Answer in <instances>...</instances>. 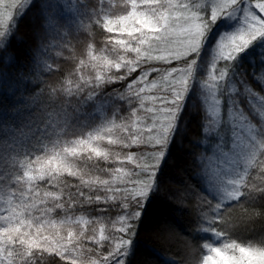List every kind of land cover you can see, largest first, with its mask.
Here are the masks:
<instances>
[{
    "label": "snow or ice",
    "instance_id": "1",
    "mask_svg": "<svg viewBox=\"0 0 264 264\" xmlns=\"http://www.w3.org/2000/svg\"><path fill=\"white\" fill-rule=\"evenodd\" d=\"M205 3L40 0L37 14L34 0H0V52L18 32L22 17L31 18L37 40L35 47L7 50L5 63L0 64V127H7L21 108L36 103L38 93L63 92L87 101L105 86L122 82L109 94L118 97L112 115L98 127L86 135L80 131L68 135L75 139L56 135L43 155L21 152L22 171L10 177L7 198L0 206V264H264V232L252 240L232 239L242 223L258 219L264 224V123L252 120L241 104L243 95L264 99L249 80L251 76L261 82L257 73H264V46L249 52L264 40V0H248L237 27L217 37L211 68L202 78L208 92L205 133L222 131V103L228 99L227 120L242 133H236V139L246 145V167L224 188L223 200L244 197L247 203L259 202L258 210L237 223L223 200L214 202L189 185L195 199L190 208L180 209H191L194 219L190 234L176 237L183 246L182 258L165 261L140 247L141 240L156 246L173 232L165 225L151 236H141L145 207L151 195L164 190L160 165L168 155L200 52L221 18L235 16L243 0H214L210 12L202 10ZM66 14L74 18L66 21ZM53 31L79 34L85 42L105 37L97 41L99 49L87 45L88 60L79 61L81 74L76 81L68 80L67 87L63 81L57 87L42 79L36 65L29 67L33 59L29 52L35 53L37 44ZM233 76L227 87L225 81ZM29 80L40 87L26 91ZM255 107L264 117V105ZM51 127V134H56L57 126ZM66 127L59 126V131ZM48 128L38 131L48 136ZM196 159L194 153L193 174ZM249 168L258 173L255 178ZM197 231L213 232L227 242L215 246L197 241Z\"/></svg>",
    "mask_w": 264,
    "mask_h": 264
},
{
    "label": "trees",
    "instance_id": "2",
    "mask_svg": "<svg viewBox=\"0 0 264 264\" xmlns=\"http://www.w3.org/2000/svg\"><path fill=\"white\" fill-rule=\"evenodd\" d=\"M37 4L36 12L40 13V0H34ZM108 2V0H106ZM112 3L118 0H111ZM74 17L66 14V21ZM35 26L30 17H22L19 30L14 33L8 41L6 50L0 52V64L5 63L7 50L15 51L17 48L30 44L35 47L37 40L33 34ZM24 37L18 40L17 36ZM218 32L210 37L200 52L196 68V76L203 75V68H207L209 60L212 58V52ZM103 35H97L95 41L87 40L85 37L74 33L72 36H65L64 32L53 31L48 38L37 44L35 53L29 52L33 57L29 67L34 68L36 65L37 72L42 79H47L49 83H55L59 87V81L64 82L67 87V81H76L81 74L77 71L80 60H88V44L94 45L99 49L101 44L97 41L104 40ZM68 41H71L69 43ZM256 47V45H254ZM254 50V49H253ZM250 50L249 52L253 51ZM71 57V59H70ZM245 64L250 62L245 59ZM45 65H50L51 69H60L62 72H51ZM7 67L12 68V62H8ZM206 70V69H205ZM89 74V69L83 70L85 77ZM257 76L260 81L249 80L254 86V91L264 95V73L258 72ZM235 80V76L232 77ZM26 91H34L40 87L39 83L29 80L24 85ZM122 87V82H114L105 86L102 92L87 101H81L80 97L58 93L52 96L46 92L43 95L37 94V101L28 107L21 108L18 113L13 115L8 121L7 127H0V206H4V200L7 198L8 186L12 182L10 177L19 174L22 171L20 161L24 159L20 155L22 151L33 152L36 155H43L44 152L52 148L53 142L57 139L56 135H63L62 139H75L74 136H68L73 131H80L84 135L88 131L98 127L107 116L112 115L113 105L118 101V97L109 95L114 88ZM240 94V93H237ZM258 97H249L243 95L241 104L251 115V119L258 124L264 123V117H261L256 110L255 105H262L258 102ZM262 99V98H261ZM264 101V99H262ZM79 102V103H78ZM120 103H123L122 101ZM126 110V105L125 109ZM206 115V101L203 90L199 83L194 80L184 101V109L180 114V120L173 136L172 142L168 148V155L160 165L159 179L163 191L151 195L145 207L144 216L140 225L141 236H151L165 225L173 227V232L166 238H161L156 246L144 245L140 241V247L144 248L146 253L153 257H160L162 260L181 259L183 256V246L176 238L180 234L189 235L192 221L194 219L191 209H180L183 205L190 208L195 197L189 189V185L197 188L201 194H207L214 202H220L221 199L206 188V182L210 170V156L213 157L210 148L215 145L216 132L205 133L204 117ZM49 126V135H42L38 130ZM67 126L63 131H59V126ZM57 126V133L51 134L52 127ZM19 130V131H18ZM258 133L260 131L257 128ZM67 136V137H66ZM195 137V139H194ZM20 145V147H17ZM214 151V150H213ZM197 153L195 165L197 172L193 174L194 169L190 166L193 162V154ZM34 159V157H33ZM251 178H255L258 173L249 168ZM171 197V199H169ZM241 197L239 201L233 200L223 204L228 208L232 217L236 218L237 223L246 220L251 216L253 209L260 206L259 202L255 205L244 201ZM109 227H111L109 225ZM119 227V225H116ZM264 232V224L259 220L255 223H242L239 230L233 233L232 239L252 240ZM209 234L206 231H197L194 239L203 243H213L215 246L227 242L222 237L219 241L212 242L208 240ZM185 239L187 237H184ZM163 250V256H162ZM206 251V250H205ZM206 254V253H203ZM136 259H140L139 255Z\"/></svg>",
    "mask_w": 264,
    "mask_h": 264
},
{
    "label": "rangeland",
    "instance_id": "3",
    "mask_svg": "<svg viewBox=\"0 0 264 264\" xmlns=\"http://www.w3.org/2000/svg\"><path fill=\"white\" fill-rule=\"evenodd\" d=\"M60 2L63 3V0H60ZM213 2L214 0H206L202 10L210 12ZM247 4L248 0H243V3L240 5V11H238L235 16L222 17L217 26L214 27L211 36H214L217 32L218 35H220L222 32L231 31L237 27L243 16V9L247 6ZM254 45H256V47H254ZM254 45L253 48L249 49V51L264 46V40L257 41ZM213 58L214 49L212 52V58L209 60V66L207 68H203V75L201 77L196 76V68L199 66L197 60L194 76L192 79V81L196 80L202 88L205 101L208 99V92L204 87L202 78L207 76L208 71L211 68ZM233 82L234 80L231 78L226 80L225 84L227 87H231V83ZM258 102L264 105V101L259 97ZM222 108V114L224 115L225 120L221 125L222 131L216 132V141L214 142L215 145L209 150V152L212 151L214 156L209 157L210 170L207 179L205 180L206 188L219 197L221 201L223 200L224 188H227L231 181L235 179L240 172H243L244 168L246 167L245 161L243 160V153L246 151V145L236 139V133L240 135H242V133H240L238 128L235 129L232 123L227 120V112L229 108L228 99L224 100L222 103ZM254 132L258 133L257 128L254 129ZM231 201L233 200H223L224 203ZM206 233L209 234L208 240L212 242H216L221 239V237H217L213 232L206 231Z\"/></svg>",
    "mask_w": 264,
    "mask_h": 264
}]
</instances>
